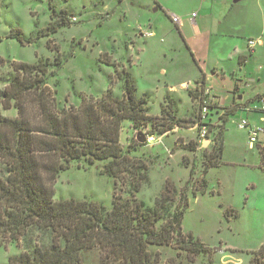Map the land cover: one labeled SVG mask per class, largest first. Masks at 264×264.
I'll return each mask as SVG.
<instances>
[{"label":"rangeland","instance_id":"obj_1","mask_svg":"<svg viewBox=\"0 0 264 264\" xmlns=\"http://www.w3.org/2000/svg\"><path fill=\"white\" fill-rule=\"evenodd\" d=\"M51 1L57 12L70 21L69 26L22 46L8 34L20 30L28 37L44 28L51 21L49 0H6L0 9V77L11 71V63L47 60L52 64L48 87L56 91L60 106L69 108L79 106L83 97L100 98L109 89L122 96L120 75L126 72L135 83L137 97L150 95L148 115L158 123L164 119L160 107L166 103L165 97L173 98L177 117L183 123L174 125L161 143L150 142L141 149L143 157L149 159L150 170L137 198L153 208L165 188L174 186L175 200L168 207L161 202L156 205L152 226L160 231L176 211H181V216L179 225L173 224L163 239L148 240V251L157 255V264H250L253 252L264 246V172L258 168L256 145L253 150L248 148V130L237 127L240 119L236 117L228 120L225 129L222 122L211 124L213 145H199L195 129L197 100L190 88L200 74L180 36L182 25H175L170 19L174 14L188 24L194 20L200 26L201 17L209 15L212 2L218 0ZM251 1V10L257 17L256 0H229L228 8L242 12ZM220 4L213 6L216 17L223 10ZM257 10L264 26V0ZM215 22L218 21L211 22L213 28L220 29L218 25L214 27ZM237 22L228 17L224 27L232 28ZM263 51L260 50L262 60ZM56 58L60 64H56ZM0 114L15 117L16 111L0 107ZM135 135L129 123H124L121 143L131 142ZM191 144H197L193 151L188 148ZM219 147L221 166L203 174L205 159L212 150L218 152ZM98 165L73 163L69 170L61 172L53 184L54 201L85 200L109 210L113 180L100 174ZM183 197L188 200L184 212ZM179 227L184 243L191 244V234L207 252L188 256L180 250ZM32 239L37 240L35 235ZM21 251L20 242L3 239L0 264H7L10 256ZM83 256L84 264H99L97 251Z\"/></svg>","mask_w":264,"mask_h":264},{"label":"trees","instance_id":"obj_2","mask_svg":"<svg viewBox=\"0 0 264 264\" xmlns=\"http://www.w3.org/2000/svg\"><path fill=\"white\" fill-rule=\"evenodd\" d=\"M5 4L6 0H0V9ZM49 4L51 21L44 28L28 37L11 30L8 38L25 46L69 26L67 17L57 12L51 0ZM11 64V71L0 77V107L16 111L15 117L0 114V241L20 242L22 251L10 256L7 264H84L83 255L89 251L99 253V264H157V255L148 251V240H161L173 224L178 226L181 211L160 231L154 230V208L159 202L164 207L171 205L176 189L167 186L153 208L137 198L150 170L148 157L140 153L148 143L140 142L138 134L160 137L174 125L181 126L173 98L165 97L160 107L164 119L158 123L148 115L150 95L137 97L134 81L124 72L120 75L122 96L109 89L100 98L83 97L79 106L66 108L48 87L49 61ZM202 101V97L197 100V122ZM229 113L221 118L223 125ZM205 119V139L212 141L210 146V113ZM126 122L136 135L123 145L121 132ZM193 146L197 144L188 148L193 151ZM217 151L205 159L203 174L221 166V147ZM258 154V168L264 172V147ZM81 162L88 167L100 164L99 173L113 180L109 210L85 200L54 201L53 184L59 174ZM206 185L204 178L202 187ZM183 200L182 212L188 204L186 197ZM178 236L179 249L188 256L207 252L191 234L189 245L181 229ZM250 261L264 264V246L253 252Z\"/></svg>","mask_w":264,"mask_h":264},{"label":"crops","instance_id":"obj_3","mask_svg":"<svg viewBox=\"0 0 264 264\" xmlns=\"http://www.w3.org/2000/svg\"><path fill=\"white\" fill-rule=\"evenodd\" d=\"M262 2L263 0L255 1L257 17L254 16L255 10H251L252 1L242 12L229 9V0L212 2V11L201 17L200 26L194 20L189 24L188 21L181 20L180 31L185 47L200 74L192 80L190 89L197 100L202 97L204 89L212 99V107L209 108L210 123L222 122L221 118L228 111V120L235 117L245 119L250 128L263 129L256 143L257 153L264 147V111L260 101L264 98V59L262 60L260 52L264 50V26L262 14L257 10L261 9ZM218 3L223 5V10L216 17L213 6ZM228 17L237 19V26L225 28ZM215 20L218 22H215L214 27L218 25V30L211 25ZM250 40L256 42L253 49L249 48ZM183 85L185 84L182 83ZM228 120L224 123V129ZM209 144L208 141L203 146Z\"/></svg>","mask_w":264,"mask_h":264},{"label":"built area","instance_id":"obj_4","mask_svg":"<svg viewBox=\"0 0 264 264\" xmlns=\"http://www.w3.org/2000/svg\"><path fill=\"white\" fill-rule=\"evenodd\" d=\"M170 19L175 25L181 26V19L177 17L176 15L174 14L170 15ZM148 36H152V34H148ZM248 45L250 49H253L256 45V42L254 40H250L248 42ZM202 98H203V101H202L200 112H199V116L201 117V120L200 122H197L195 126V129L198 130L197 135H198V143L200 146L201 144L203 146V143L206 142L205 137L207 134V128H206V125H204V123L206 120L205 117L209 113V107L212 104V99L209 96L208 91H206L205 89L202 92ZM260 101L262 103L261 109L262 111H264V98L260 99ZM236 124L240 130H244V129L248 130V148L250 150H253L257 143L258 136L260 133L263 132V129L258 128V127L250 128L247 120L245 119H240ZM163 137L164 136L156 137L154 135H146L144 138L147 143L156 142V141L158 143H161Z\"/></svg>","mask_w":264,"mask_h":264},{"label":"water","instance_id":"obj_5","mask_svg":"<svg viewBox=\"0 0 264 264\" xmlns=\"http://www.w3.org/2000/svg\"><path fill=\"white\" fill-rule=\"evenodd\" d=\"M239 1H241V0H233V3H238ZM138 137H139V141L140 142H144L145 141V138L143 137V135L138 134ZM206 142H208V140H206ZM204 144H205V142H204Z\"/></svg>","mask_w":264,"mask_h":264}]
</instances>
